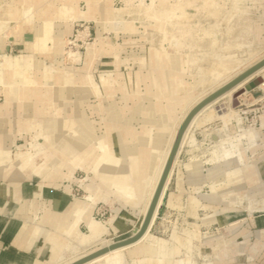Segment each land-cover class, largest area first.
Returning <instances> with one entry per match:
<instances>
[{
  "label": "bare ground",
  "instance_id": "1",
  "mask_svg": "<svg viewBox=\"0 0 264 264\" xmlns=\"http://www.w3.org/2000/svg\"><path fill=\"white\" fill-rule=\"evenodd\" d=\"M240 1L241 0L234 1L233 9H232L233 11L231 12V15L232 16L237 15L238 19L242 17V14L240 15L241 11L236 10V7ZM133 2L134 0H125V3L128 8V9L126 8L125 10L129 14L131 13H137L139 15L144 14L147 17V19L151 20V21H147L149 22V25L154 26L155 24H159V28L164 31L166 30L165 23L169 22V25L172 26L173 28L172 30L174 32L173 36L171 35L169 36L170 38L172 37L173 39L172 40L173 42H171L170 40V42L172 43L171 45L173 44L177 46L183 45L184 47L183 42H181L182 39L180 40L179 43L180 37L178 38L177 37L178 35L175 34L176 33L174 31L175 29L182 30L181 35L186 36V38L188 39L186 42L187 46L185 45V47H189L190 45L198 41H199L198 46H201L200 44L203 43L202 38L198 37L199 31L198 32L192 31L195 30V28H197L196 26L194 27V29H191V27L189 28L188 27L189 25L187 26V24H186L187 27L184 26L185 24V23L183 24L184 20L181 23L180 21L175 19V17L176 18L180 17L179 13H181L182 15V13L184 12L186 13V11H190L191 2H187L190 3L189 6V4L179 5V3L181 4L183 3L180 1L178 4H176L177 2H175L174 5H171L168 3V0H151V3L149 4H145L146 2L144 3L143 0H140V3L137 5L136 8L134 7ZM101 7L107 11L104 5L103 6L101 5ZM132 7H134L137 10L133 12ZM217 8L220 9V7L218 6L216 7V9ZM217 10L215 11L217 12ZM89 12L90 11H88L87 13L86 12L82 13L80 15L90 16L91 14L88 15ZM185 13L183 15H186ZM186 16L187 17L183 16L182 18L185 19L189 18L188 17L189 13ZM14 19L16 18H13V10L11 8L3 9L2 12H0V41L5 37L9 38L10 41H13L15 36L20 35L22 37V41H24V44L30 47L32 53L26 56L17 55L14 58H8L6 54L2 55L4 56L2 68H4V70L7 72H11V74L9 76L10 79L6 78L7 80H10V82H8L7 84L6 79H4V75L1 76L2 70L0 69V82L4 85L5 88H10L9 90L10 92H13L12 94L13 96L11 97H16V94L20 91L17 88H19L20 86L19 84H23V72L36 67L34 62L32 61V58L34 57V55H36L35 54L37 50L36 48H39L40 50L37 51H40V53H42L46 47V43L49 42L50 39H52L54 42L57 40L59 44H64V42L60 38L62 36L59 34L60 32L58 33L59 35H57L56 33L54 34L52 32L53 30L50 22L44 21L39 25H35L32 12L28 10L26 7H24V5L19 12V18H17V20ZM236 22H238V20ZM135 24H140V22H136ZM243 25H246V23H243ZM104 26L105 25L102 24L103 28ZM246 26H247L246 27L247 30H249V28L251 27L248 24ZM233 31H234V26L233 27L230 26V28H228L227 34H231ZM52 34L54 35L52 36ZM216 34H214V36L212 37L213 39L211 40V42H213L214 45L215 42L217 41L218 42L220 41L221 43L224 41L223 40L224 38L222 39L223 40L222 41L217 37ZM100 43H101V47L99 51L96 49L95 46L88 47L87 50L88 56L95 55L97 57L99 54L103 53L102 45L104 44V42L100 40ZM245 45H246L245 40H242L240 42H230L229 40L225 43L223 42L221 47L214 46L213 49L215 51L220 50L222 53H226L233 48L240 49ZM163 46H165V44H163ZM152 52H153L152 53V57H153L154 51ZM164 52H166L167 58L163 57L159 52V59H160L159 62H161V64L167 65L168 62H171L174 59H176V57H174L173 55L174 54L173 52H171L170 50L169 52L167 51V47L164 48ZM259 52L260 51L255 52L253 49L252 50L248 49L246 52L247 58L244 59L246 61L243 60L241 61L237 60L238 62L236 60L228 61L225 60V57H229V56L220 57L218 63H221L224 66V69L229 72V74L226 75L224 71L214 67L212 73L209 75L208 80H205V78H203V80L199 84V86H202L203 89L200 90L198 94L196 93L194 98L186 102H184V100L179 101L180 103L183 104V108L182 110L180 109L181 111L177 114L178 116L176 118L174 117L175 119L169 123L168 127L166 124V114H165L168 110L167 106L163 107L159 103H151L149 107L141 106L140 108L137 107L135 110H133L135 112L137 111L138 113H140V115L142 114L145 116L143 117V126L141 131L134 129L131 126L130 121H127L126 123H124V125L120 126L121 123H116L113 117H111V119L108 118L109 122H107V131L105 136L102 134L103 136L101 138H99L95 142H92L91 133H90L92 128V122L90 121V118H88V116L81 115L79 106H76L75 110L73 111L75 118L72 117V120L70 122L71 127L72 125L75 124L76 127L72 128V135L71 133H69L70 137L68 136V134H67L68 138L65 135H62L64 138L62 137V139L60 138L59 142L57 141L58 143L56 142L52 144L48 142L51 138L50 139L47 138L48 139V140L46 139L47 141L44 140L43 136L41 135L42 133L40 132V135L42 137L37 133V136L35 137L33 136L30 138L29 147H27L26 150L21 149L15 154H11L8 148H4L0 146V168L5 169V168L15 167V169L23 175L26 173L28 174L35 173L37 174V176L38 175L42 176L43 179L44 178L50 179L54 176L55 177L60 176L59 178L70 177L71 174L73 173L74 168H80L92 174L93 177L92 180H94L95 182L92 188L84 186L86 181L91 179H88L86 177L85 179L79 181L81 186L84 188V190H86V195L84 200L78 199L75 209L73 210V212L71 211L72 214L75 215L73 221L67 227L63 229L61 228L62 231L60 237L59 235L58 236L53 235L51 237V243L53 247L60 248V250L62 249V254L60 255V259L74 254L77 255L79 251L89 248L93 245H96L97 243H103V247H108L114 244V243H110L109 240L111 238L108 240L107 236L110 234V229H114L116 232H118L121 229L120 227L121 224L117 218V215L121 209L130 208L131 212L136 210L139 211V214L137 215L140 217L138 226L132 229L133 230L132 235L135 234V231H137L140 228L148 212V209L151 205L154 193L157 189L158 183L160 181V178L168 161L169 155L171 153L174 141L176 139L179 128L181 127L183 121L186 119L190 111L198 103H200L203 99H205L208 95L217 91L218 89H220L221 87H223L224 85H226L227 83H229L230 81H232L233 79H235L236 77L247 71L248 69L246 68V65L250 64L252 65L251 67H253L259 61L264 59V54L259 55ZM66 54L68 56H74L75 60L80 61V57H81L80 53L67 51ZM142 61L144 65L148 60H142ZM42 67H43L41 73L42 78L40 80H42L41 84H43L45 87L51 88L49 87L50 84L51 85L61 84L65 80L66 81L69 80V82L74 83L73 76L71 77L70 80L69 73L64 74L62 72L59 73V75H56L54 71L55 69L51 67L50 64L47 63L46 66H42ZM86 77L87 80L84 83L77 84L75 82L78 85L76 86V88L78 90V94H77L78 99L80 100H82L83 97H86L89 93L91 94L101 93V88L103 89V87L105 88V90H107V94H109V96L111 92L114 91V89H116V87H114V85L112 84V82L115 81L112 72L101 73L99 76L100 80L98 81V83L95 84H92V80L90 79V76H86ZM173 78H174L173 82L176 83L177 76H174ZM257 78L261 79V81L256 88L264 89V65L258 68L256 71H254L252 74L247 76L242 81L238 82L230 90L224 92L220 97H218L211 103L203 106L191 118L181 138L179 148L173 160V164L167 176L160 198L157 202L149 227L146 230V232L142 235V237L133 244L118 247L113 250H109L108 252L94 258L93 260L89 261L86 264H165V262L167 261H169L170 263V261L173 259V256H175L177 249L180 250L182 248L185 251L187 259H180L177 261V264H197V261L192 257L193 250L197 249V253H200L199 252L200 248L202 249V247L207 244L215 246L216 257L214 258H216V261L221 260L224 254L223 256H221L219 253L220 251L218 250L220 249L219 242L209 243L207 240H203L200 233V226L197 223L189 226L191 228L188 229L185 228L181 230L182 232L181 234H176V231L178 230L174 229L173 234L171 235V241H168L162 237H154L151 234V229L155 224V221L159 214V209L164 201V196L167 192L169 183L172 178L173 170L175 169L176 166V160L179 154V150L182 148L183 144L187 142V140H188V147L191 148L189 152L192 153V151L195 149L198 151L199 149H203L202 142L200 143L195 138H189L188 136L189 131L194 126H202V125L209 126V124L212 125L208 127V129L203 131V134L205 136L203 137L205 138V140L210 141L208 145L209 147L207 146L208 148L206 147V149H204L205 151L202 152V154L204 153L203 156L199 154L198 155L192 154L191 157L189 158V161L187 163L185 162V164H182V166L179 168V169H186V172H188L190 175H192L195 178L191 180L193 195L188 197L189 200L188 203L192 207L193 215L196 218H199L198 211L201 208L206 209L210 207L209 204H206L207 202L203 203L201 201V197L199 193L201 192V189L204 187L203 185L206 186L209 185L210 193L201 196H203L204 198L217 199L219 195H222V199H224L225 197H227L228 195L227 193L230 194V192L228 191L225 194L224 191L222 190L227 191V188L229 187V183L232 182V180L236 179L239 182V180H241V175L244 171L247 170L249 171L247 175L248 179H250L251 176L250 174L251 169H252V173L256 172V168H254L253 166H251V164H249L250 162L248 158V152L256 151L255 147L259 145V138L263 134H261L258 129L250 128V127L246 128L243 125L244 119L242 118L240 111H238L234 106L236 105L237 101H239L238 96L240 93H242V96H245L248 92H250L246 89V85H248L250 82H252ZM87 83H89L91 87H89ZM119 85L120 84H118L117 89L119 88ZM208 86L210 87L207 88ZM13 88L15 89V91H17V93L14 92ZM17 96L21 98V93H18ZM44 97L46 100L47 96L45 95ZM222 99H226L224 102H222L226 104V107L225 110L219 112L216 109L217 108L216 106L219 103V101ZM104 100L106 101V98ZM80 103L81 101L77 102L75 105H78ZM107 109L108 107L100 108L101 111L102 110L106 111ZM157 111L161 113L159 117L160 119H158L157 124L159 122H162V125L158 124L156 126V132L154 134H150L151 129H149L148 126L149 124L152 125L153 122L155 123L154 113ZM108 112H110V109H108ZM73 114L71 115L73 116ZM66 118H68V116H66ZM234 122L238 124V127L240 129L237 134H232L230 132V125L234 124ZM116 124L118 127V139L116 140V143L119 145L120 148L119 155L122 156L131 155L129 162H125V163L121 162V160L119 159L120 157L118 158V153H116V151L113 149L112 144L114 143L111 142L114 140H112L111 138V133L113 132L112 129L113 126H116ZM30 128L32 129V126H30ZM210 130L212 131L211 133L208 132ZM81 138L87 141H91L92 143L86 145V147L83 146L82 148H80L79 151H77L78 149L77 145H79V143H77V140ZM131 139L133 141L129 144ZM66 140H69V142H71L70 143L71 145H67ZM138 143L139 146L137 148ZM92 144L93 145L96 144L97 146V150L94 153L92 150L94 146ZM132 144H134L136 148H132L131 147ZM201 151H199L200 154ZM91 152L92 155L94 154L93 155L94 160L92 162H89L88 157L90 156ZM38 157H40V159H38ZM232 163H236L237 165L235 167H232ZM206 164H208V166L210 165V167L206 168L205 167ZM65 166H67L68 169H70V172L68 174L64 173L63 167ZM204 171L207 172L204 173ZM16 173L17 172H15V174ZM199 182H201L203 185H200ZM226 182L227 184H225ZM47 185L49 184L47 183ZM177 185H178L177 189L179 193L172 192L170 194L169 199L167 200L169 208L173 207L174 205L176 206L178 204L180 205L183 204L181 199L184 189L182 186V179L179 175H178ZM235 199H236V203L243 206L244 209L248 211L250 210V212L256 209L259 210L264 209V205L255 206V202L258 200L254 201L252 198L248 197L247 194L243 197L237 196ZM101 201H103L105 204H108L113 208V214L105 222L96 220L91 215V212L94 209L95 205ZM115 202L118 203V206L114 205ZM85 219L87 221V227H88L87 233L78 230V225L81 223V221ZM147 244H149L148 246L152 247L150 248L152 249V251L148 252L146 246ZM217 247L219 248L217 249ZM147 254L148 256L146 257ZM81 258H83V256L78 255L76 261ZM60 259L58 261H60ZM213 260L212 261L209 260V262L204 261L202 264H214L215 260L214 263ZM71 263H73V261L69 262L68 264Z\"/></svg>",
  "mask_w": 264,
  "mask_h": 264
},
{
  "label": "rangeland",
  "instance_id": "2",
  "mask_svg": "<svg viewBox=\"0 0 264 264\" xmlns=\"http://www.w3.org/2000/svg\"><path fill=\"white\" fill-rule=\"evenodd\" d=\"M143 1L144 3L146 2L145 4L151 3V0H143ZM179 1L186 4L183 3L181 4L179 3ZM184 1L168 0V3L174 5L175 2H177L176 4L179 3V5L189 4L190 6V3L187 2H191L190 11H186V13L184 12L186 15H188L189 13L188 16L189 18L187 19L182 18L183 16L185 17L187 16L183 15L184 13H182L183 16L181 15V13H179L180 17L179 18L175 17V19L180 21L181 23L184 20L183 22V24L185 23L184 26H186L187 24V26L189 25L188 27L189 28L191 27V29H194L195 26L197 27L195 28V30L192 31L193 32L199 31L198 37H201L203 40V43L200 44L201 46H198L199 44L198 41L196 42L197 44L194 43L190 45L191 47L189 45H188L189 47H185V45L187 46L186 42L188 39L186 38V36L181 35L182 30L180 29H175L174 31L176 32L175 34L178 35L177 37L178 38L180 37L179 43L180 40L182 39L181 42H183L184 47L183 45L182 46H177L175 44H173L175 46L171 45L173 39L172 37L170 38L169 36L170 35L173 36L174 32L172 30L173 29L172 26L169 25L168 21H167L168 23H165L166 25L165 31L159 28V24H155L154 26H151L149 25V22H147L151 20L147 19V17L144 14L142 15H139L137 13L129 14L125 10L127 8L125 0H0V10H1L0 12H2L3 9L11 8L13 10V18H16L14 20H17V18H19V12L24 5V7H26L28 10L32 12L35 25H39L44 21L50 22L53 30L52 32L54 34L56 33L57 35L59 34L62 35L60 38L64 42V44H59V42L57 41L54 42L52 39H50L48 44H46V47L43 50V52L36 53V55H34L32 61L34 62L36 67L23 72V84H19V85H27L30 86L31 88L45 87L43 84H41L42 80L40 79L42 78L41 76L42 73L41 71L43 68L42 66H46V63L52 65L56 64L54 66L50 65L55 69L54 71L56 75H59V73L62 72L64 74L69 73L70 80L73 74L75 76L78 75L77 77H75L76 79H78L76 81L77 84L84 83L87 80L86 76H90V79L92 80V84L98 83V81L100 80L99 76L101 73L112 72L115 80L112 82V84L114 85V87H116V89H114V91L111 92L110 96L109 94H107V90H105V88L103 87V89L101 88V93L99 94L89 93L86 97H84L82 104L79 107L80 110H82L81 115L88 116V118H90V121L92 122V128L90 132L92 142H95L103 135L105 136L107 131V122H109L108 118L111 119V117H113L116 123H121L120 126L124 125V123H126L127 121H130L132 126V121L139 119V122H135L134 125L136 126V128H138V131H141L143 126V117L145 116L142 114L140 115V113H138L137 111L135 112L133 110H135L137 107L140 108L141 106L149 107L151 103H159L163 107L167 106L168 110L165 114H166V124L168 127L169 123L178 116L177 114L183 108V104L180 103L179 101L184 100V102H186L194 98L196 93L198 94V92H200V90L203 89V87L199 86V84L201 83L203 78H205V80H208L209 75L212 73L214 67L224 71L226 75L229 74V72L224 69V66L221 63H218L220 57L229 56V57H225V60L228 61L229 60L246 61L244 59L247 58L246 52L248 49L251 50L253 49L255 52L260 51L259 55L264 54V0H241L236 7L237 11H241L240 15L242 14V17L240 19H238L237 15L234 16L231 15V12L233 11L232 10L233 3L235 0H184ZM139 3L140 0H134L133 2L134 7L136 8ZM101 5L102 6L104 5L107 11L104 8H102ZM217 6L220 7V9L217 8L218 9L217 10L216 9ZM134 7H132L133 12L137 10ZM215 10H217V12ZM88 11H90L88 13V15L91 14L90 16L80 15L85 12L87 13ZM237 20L238 22H236ZM136 22H140V24H135ZM243 23H246V25L248 24L251 26L249 30H247L246 28L247 26L243 25ZM102 24L105 25L104 28L102 27ZM106 24L107 26L109 25V27H107ZM230 26L232 27L234 26V31L231 34H227L228 28H230ZM60 28L62 30H60ZM215 32L218 33L216 34ZM223 33L224 35L225 34L226 35L224 36ZM54 34H52V36ZM214 34H216L217 37L221 40L224 38L223 39L224 41L222 40L224 43L229 40L230 42H240L242 40H245L246 45L240 49L233 48L226 53H222L220 50L215 51L213 49L214 46L221 47L223 42L221 43L220 41L219 42L217 41L215 42L214 45V43L211 42ZM5 39L7 41H10L9 38L7 37L3 38L0 41L1 46H3V40ZM16 39L22 40V37L18 35L15 36L13 40L15 41ZM100 40L104 42L102 46H103V51L106 53L105 54L101 53L97 57L95 55L88 56L87 50L89 46H95L96 49L99 51L101 47ZM163 44H165V46H163ZM165 47H167L168 52L170 50L171 52L174 53L173 55L174 57H176V59H174L171 62H168L167 65L161 64V68L164 71L162 72L163 76H161L162 74H160V72L157 73H155L154 71L148 72V74L149 73L152 74V78L158 81L159 84L154 83V87H152V89L150 87V89L148 88V91H146L147 90L146 85L150 84V80L148 79L143 80L144 76H146L145 74L147 73L145 67L151 65L150 62L153 58L152 51H154V57L156 59L155 69L159 70V63H158L159 60L157 59H159V52L163 57L167 58V54L166 52H164ZM25 49L29 51V49L27 48ZM36 49L40 50L39 48ZM4 50L5 49L3 48L2 55L8 54ZM23 50L24 48L22 45H15L13 52L10 53L11 55L10 54L8 55L16 56L20 54L25 55L32 53L31 51L23 52ZM67 51L80 53L81 55L80 61L75 60L74 56H68L66 54ZM40 57L42 59H40ZM0 58H1L0 69L4 70V68H2V63L4 61V58L3 57ZM53 59L55 61H53ZM142 60H148V61L143 65ZM251 66L252 65L250 64L246 65V68L249 69ZM139 68H141V70ZM38 71H40V74L36 75L35 72L38 73ZM10 74L11 72H5L4 76H7V79H10L9 77ZM137 74L141 75V77H139L141 78L140 80L139 78H137L138 77ZM174 76H177L176 83L173 82ZM160 78L162 79L161 81ZM7 79H6L7 81L6 83L8 84L10 80ZM138 80H139V85L137 84L138 85L137 88L136 81ZM65 81L64 82L62 81L63 83H61V85L66 83V85H68L67 86L68 88L66 87V89L69 91V93L68 94L63 93L64 91L62 90V87H60V84H53V85L50 84L49 87L52 88L51 90L52 93L49 94L50 96L47 95L50 98L48 103L54 104L57 103V101H61V100L63 101L64 99L69 98L68 100H64V102L66 103V106L69 109L71 108L72 110L77 97L76 94H73L72 92V87L75 84L74 83L70 84L69 80L66 82ZM118 84L120 85L119 88L117 89ZM87 85L91 87L89 83H87ZM209 87L210 86H208L207 88ZM135 89H139V93L137 92L133 96L132 91ZM249 93L250 92H248L245 96H242V93H240L238 96V100L241 102H242L241 100L242 98L245 99V105L242 106V108L245 110L248 109L247 104L252 101V96ZM259 94L260 92H256L254 93L253 96L258 97ZM105 98L106 101L104 100ZM132 100H134L135 102L133 106L129 108V110L123 108L126 107L127 105H132L133 103ZM225 100L226 99H222L217 104L216 109L219 112H220V108H219L220 106L225 105L226 107V104L222 103ZM239 101H237L236 105L234 106L238 111H239V106H238ZM102 107H106V108L108 107V109H110V112H108V109L106 111L105 110L101 111L100 108ZM255 107L256 106L250 107V109H254ZM42 110L43 112H48V107L45 105V108L43 107ZM72 111L71 114H73ZM62 112L64 113V117H65L64 109L62 110ZM63 113L60 115V118H63L62 116ZM55 114L58 115L59 114L58 111H56ZM118 116H120L121 118ZM249 118L251 119V117ZM60 121H57L56 123L52 121L50 123L44 124V127L42 126V123H40V121L37 122L36 124H32L31 125L32 129L35 130L36 134H33L31 137L37 136V133L38 135H40L41 132L42 133L41 135L43 136L44 140H46L47 138L49 139L51 138L48 142L52 144L56 143L57 141L59 142L60 138L62 139L63 137L62 135H65L67 138L68 136L70 137L69 133H71L72 135V128H75L76 124L72 125L71 127L68 118H66L65 121H61V123ZM158 124L162 125V122H159ZM210 126L212 125L209 124V126L208 125L194 126L188 133L189 138H195L200 143L201 142L203 143L202 145L203 149H199V151L202 150L201 154L196 149L193 150L192 153L189 152L191 148L188 147V140L183 144L182 148L179 150V154L176 160V166L175 169L173 170L171 181L169 183L167 192L164 196V201L162 203L159 216L156 219L157 220L155 221L156 224L155 226L153 225L154 227L151 231V234L154 237H162L168 241H171V235L173 234L174 229L178 230L176 231V234H181L182 233L181 230L185 228L186 229L191 228L189 226L197 223L200 226V233L202 239L207 240L209 243L214 242V239L216 238L215 234H209V235L207 233L204 234L201 230V227L203 225L211 224L213 221L211 214L208 212L209 209H213L210 205H209L210 207L206 209L201 208L206 213L204 214L203 217H201L199 214V218H196L193 215L192 207L189 205V203H187L189 207L188 206L186 207L188 209V212L186 211V209L183 210L184 204L182 205L178 204L176 206L174 205L173 207L169 208V209H173V211H169L166 208L167 198L170 192L173 191V189L175 188L176 182H178V175L181 177L183 181L195 179L192 175L186 172V169H179V168L182 166V164H185V162L187 163L189 161V158L191 157L192 154L195 155L199 154L203 156L204 153L202 154V152L205 151L204 149H206V147L210 143V141L205 140L203 131L208 129V127ZM112 129L113 132L111 133V136H114L115 138L114 133L115 134L117 133L118 127L113 126ZM239 130L240 129L236 124V122L230 125V132L232 134H237ZM258 130L260 133H264V131L260 129ZM155 132L156 129L153 132L150 130V134H154ZM208 132L211 133L212 131L210 130ZM29 141L30 139L26 142V144L23 147H19L15 152H13L8 147L6 148H8L11 151V154H15L20 149L26 150V148L29 147ZM92 142L84 140L82 138L78 139L77 143H79V145H77L78 146L77 151H79L80 148H82L83 146L86 147V145L91 144ZM66 143L67 145H71L70 144L71 142H69V140H66ZM111 143H114V141H112ZM93 146L94 147L92 150L94 153L97 150V146L96 144H94ZM138 146L139 143L137 145V148ZM131 147L136 148L134 144H132ZM115 151L118 153V158L120 157L119 159L121 160V162L125 163L130 161L131 155L128 156L119 155L120 151L118 145H116ZM93 155L91 152L90 156L88 157L89 162H92L94 160ZM250 156L253 157L251 154ZM40 157H38V159H40ZM257 157L260 156L257 155L253 159L251 158V160L249 161L250 162L256 161ZM64 168H68V167L67 166L63 167V170ZM68 171L70 172V169H68ZM73 171H74V178L78 180L77 186L73 191L74 196L80 200H84L86 192L84 188L81 186L79 181L85 179L86 177L88 179H92V174L80 168H74ZM247 171H244L242 173L241 180L238 179L239 182L242 183L246 180ZM202 190H203L202 193H206L209 191V188L205 187ZM228 191L229 190H227L226 192ZM229 192L230 194L227 193L228 194L227 197H225L223 200H227L228 204L231 205V208H233L234 206L238 208H244L243 206L236 203L235 198L237 196L243 197L246 194H238L233 190ZM191 195H193V192L190 193L189 197ZM253 198L255 199L257 197H253ZM94 208H95L94 218L99 221L105 222L113 214V208L108 204H105L104 202H99L98 204L95 205ZM133 212L136 215L139 214L138 210ZM186 214L195 217L197 220H201L202 223L201 222L199 223L198 221L192 222L193 221L192 219H190V222L187 221ZM79 225H78V230L80 231ZM130 236H132V232L130 233ZM109 241L110 243H115L121 240L111 241L110 239ZM96 245L97 246L93 248L91 252H95L98 249H101V247H103V243H97ZM148 245L149 244L146 245L147 250L148 252H150L152 251V249H150L152 247ZM209 246L213 250L212 254H203L201 248L199 250L200 253H197V249L193 250L192 257L197 261V264H202L204 261L206 262H209V260L212 261L213 258L216 257L215 246L210 244ZM218 248L219 247H217V249ZM147 256L148 254L146 255V257ZM180 259H187L183 248L180 250L177 249V252L175 256H173V259L170 261V263L169 261H167L165 262V264H177V261ZM214 260L216 261V258Z\"/></svg>",
  "mask_w": 264,
  "mask_h": 264
},
{
  "label": "crops",
  "instance_id": "3",
  "mask_svg": "<svg viewBox=\"0 0 264 264\" xmlns=\"http://www.w3.org/2000/svg\"><path fill=\"white\" fill-rule=\"evenodd\" d=\"M107 27H109V25ZM60 30L62 29L60 28ZM46 44H48V42ZM15 45H22L24 48L23 52L31 51L30 47L24 44V41L21 39H16L15 41L13 40L11 42L5 39L3 40V46L0 47V57L4 58V56H2L3 48L5 49L4 51L6 53L10 54L13 52ZM25 48L29 49V51ZM36 53H40V51H36ZM103 53L105 54L106 52L103 51ZM8 54H6L8 58H14L17 56H10L11 54ZM26 55L28 54H20L18 56ZM40 59L42 58L40 57ZM157 60L160 61V59ZM53 61L55 60L53 59ZM159 61V70L155 69L156 59L154 56L152 58L151 65L145 67L147 73L145 74L146 76H144L143 80H150V84L146 85V91H148V88L150 89V87L152 89V87H154V83H159L158 81L154 80L152 78V74H148V72L154 71L155 73L160 72V74L164 72L161 68V62ZM54 65L56 64H53L52 66ZM139 69L141 70V68ZM4 71L5 70H2L1 76L7 72ZM35 74H40V71H38V73L35 72ZM73 76L75 85L72 87V92L77 96L75 104L81 101V103L78 105L74 104L72 108L74 111L76 106L80 107L83 99H78L77 95L78 90L76 86L78 85L75 82L78 79L75 77L78 75L75 76L73 74ZM137 76V78L141 77L139 74H137ZM161 76H163V74ZM6 78L7 76H4V79ZM140 79L141 78H139V80ZM139 80L136 81L137 88L139 85ZM161 80L162 79L160 78V81ZM71 83L73 82H70V84ZM0 85V146L4 148L8 147L13 152L17 151L19 147H23L35 133V130L30 128L32 124H36L40 121L42 126H44V124H47L48 122L50 123L52 121L54 123L60 121L61 119V121H65L66 116H68L70 123L72 117L75 118L74 114L73 116L71 115V108L69 109L64 102V100H68L69 98H66L63 101H57V103L54 104L48 103L50 99L48 96H50L49 94L52 93V88H31L27 85H20L19 88H17L20 90L18 93H21V98H19L17 96L18 93L14 88L13 90L17 94L16 97H11L13 96V92L9 91L10 88H5L1 82ZM67 86L68 85H66V83L62 85L60 84V87H62V90L64 91L63 93H69V91L66 89ZM132 92L134 96L137 92L139 93V89H135ZM45 95H48L46 100L44 97ZM132 101V105H127L123 108L129 110V108L133 106L135 102L134 100ZM45 105L48 107V112H43L42 110L43 107L45 108ZM219 108L220 112H222L225 109V105L220 106ZM63 109L65 112V117L64 113L62 112ZM56 111H58V115L55 114ZM62 113L63 118H60ZM160 115L161 113H159V111L154 113L155 123L153 122L152 125L149 124L150 127L148 126L152 132L156 129ZM69 117L71 118L69 119ZM135 122H139V119L132 121V126L134 129L138 130V128H136L134 125ZM261 134L263 135L259 138V145L256 147V151L248 152L249 160H251V158L253 159L257 155L260 156L257 157L256 161H249L251 166L256 168V172L252 173L251 169L250 179H248L246 176V180L242 183L234 179L229 183V187L227 188V190H233L238 194H247L252 199H254L253 197H257L254 199V201L258 200L255 202V206L264 205V133ZM114 135L115 138L114 136H111V138L114 140L113 149L115 150L116 145H118L116 143V140L118 139V130L116 134L114 133ZM132 141L133 140L131 139L129 144ZM250 154L253 157H251ZM236 165V163H232V167H235ZM205 167L208 168L210 165L208 166V164H206ZM15 170V167L5 169L0 168V264H68L71 261H76L78 255H82L83 257L89 255L90 253L88 252H91L97 245H93L89 248L81 250L77 255L74 254L60 259L62 249L60 250V248H54L51 243V237L53 235H59L60 237L62 229L67 227L75 217L72 212L76 207L78 198L74 196L73 191L77 186L78 180L74 178V171L70 177L59 178V176L52 177L50 179H43L42 176H37L35 173H26L23 175L19 171ZM13 171L17 172V175ZM64 172L68 174V168H64ZM206 172L207 171H204V173ZM248 173L249 171H247V175ZM47 183L49 185H47ZM94 183L95 182L92 179L87 180L84 186L92 188ZM199 184L203 185L201 182H199ZM225 184H227V182ZM191 185V180H182L184 192L182 194L181 200L184 204L183 210L186 209L187 212L188 209L186 207L188 206V197L192 192ZM177 186L178 185L176 182V186L173 191L170 192V194L172 192L179 193ZM203 186V188L208 187L209 191L202 193V188L199 194L201 201L203 203L207 202L206 204H209L213 208L208 210L213 221L211 224L203 225L201 230L204 234L207 233L208 235H216L214 242L220 243L219 253L222 256L224 254L221 260L215 261L214 264H264V209H256L252 212H249L244 208H238L236 206L231 208V205L228 204V201L222 199V195H219L217 199L204 198L201 195L209 194L210 187L209 185ZM222 191H224L226 194L225 190ZM169 196L167 200L169 199ZM114 205L118 206V203L115 202ZM166 208L169 211H173V209H169L168 201H166ZM160 210L161 207L159 209V213ZM94 211L95 208L91 212L93 217ZM205 213L206 212L204 210H199L201 217H203ZM186 216L187 221L189 222L190 219H192V222L198 221L199 223H202L201 220H197L191 215L186 214ZM117 218L121 224V229L118 232H116L114 229H110V234L107 236L108 239L111 238V240L114 241L129 237L130 233L133 231L132 229L138 226L139 223V217L131 212L130 208L121 209L117 215ZM79 229L81 232H88L86 219L81 221ZM201 250L203 254H212L213 252L212 248L208 244L203 246ZM59 259L60 261H58Z\"/></svg>",
  "mask_w": 264,
  "mask_h": 264
},
{
  "label": "water",
  "instance_id": "4",
  "mask_svg": "<svg viewBox=\"0 0 264 264\" xmlns=\"http://www.w3.org/2000/svg\"><path fill=\"white\" fill-rule=\"evenodd\" d=\"M264 65V59H262L261 61H259L257 64H255L253 67H251L250 69H248L247 71H245L244 73H242L241 75H239L238 77H236L235 79H233L232 81H230L229 83H227L226 85H224L223 87H221L220 89H218L217 91L211 93L210 95H208L205 99H203L200 103H198L188 114V116L186 117V119L183 121L181 127L179 128L178 134L176 136V139L174 141L171 153L169 155L168 161L166 163L165 169L162 173V176L160 178V181L158 183L157 189L154 193L151 205L148 209V212L140 226V228L135 231V234L123 239L121 241H118L117 243H114L108 247H103L93 253H90L89 255H86L85 257L74 261L71 264H86L89 261L93 260L94 258L108 252L109 250H113L116 249L118 247H122V246H126V245H130L135 243L137 240H139L142 235L146 232V230L149 227V224L151 222L154 210L156 208L157 202L160 198L161 192L163 190V187L165 185L167 176L169 174V171L171 169V166L173 164V160L175 158V155L177 153V150L179 148V144L181 141V138L183 136V133L185 131V129L187 128L191 118L205 105L211 103L212 101H214L215 99H217L218 97H220L224 92L230 90L234 85H236L238 82L242 81L243 79H245L247 76H249L250 74H252L254 71H256L258 68H260L261 66ZM261 79L257 78L255 80H253L252 82H250L248 85H246V89L248 91H251L253 89H255L257 87V85L260 83Z\"/></svg>",
  "mask_w": 264,
  "mask_h": 264
},
{
  "label": "built area",
  "instance_id": "5",
  "mask_svg": "<svg viewBox=\"0 0 264 264\" xmlns=\"http://www.w3.org/2000/svg\"><path fill=\"white\" fill-rule=\"evenodd\" d=\"M256 92H260L258 97L253 96ZM249 94L252 96V101L247 104L248 109L245 110L242 108V106L245 105V99L242 98V102L239 101L238 104L240 114L245 120L243 125L245 127H253L264 131V89L255 88L251 90ZM254 106H256L254 109H250V107ZM249 117H251V119Z\"/></svg>",
  "mask_w": 264,
  "mask_h": 264
}]
</instances>
